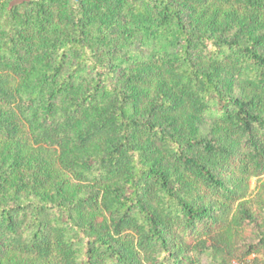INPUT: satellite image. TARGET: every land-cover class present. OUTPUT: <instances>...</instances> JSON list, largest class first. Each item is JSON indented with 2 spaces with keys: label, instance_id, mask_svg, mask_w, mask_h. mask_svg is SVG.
<instances>
[{
  "label": "trees",
  "instance_id": "obj_1",
  "mask_svg": "<svg viewBox=\"0 0 264 264\" xmlns=\"http://www.w3.org/2000/svg\"><path fill=\"white\" fill-rule=\"evenodd\" d=\"M262 175L264 0H0V264H264Z\"/></svg>",
  "mask_w": 264,
  "mask_h": 264
},
{
  "label": "rangeland",
  "instance_id": "obj_2",
  "mask_svg": "<svg viewBox=\"0 0 264 264\" xmlns=\"http://www.w3.org/2000/svg\"><path fill=\"white\" fill-rule=\"evenodd\" d=\"M22 0H9L10 3H16L20 2ZM264 182V175L259 176V177H252L249 180V192L246 197V199L249 201L250 206L252 207L253 210H257L258 204L257 200L260 197V192H261V183ZM230 237V236H229ZM232 237V236H231ZM227 257H232L230 254H227ZM256 257L254 254L245 258V259H240L237 257V255H234L230 259V264H251V260ZM260 257V255H258ZM32 264V263H31ZM199 264H210V260L207 256H199Z\"/></svg>",
  "mask_w": 264,
  "mask_h": 264
}]
</instances>
